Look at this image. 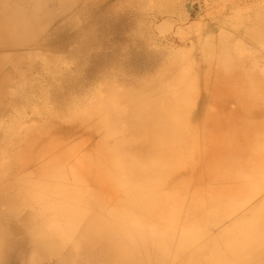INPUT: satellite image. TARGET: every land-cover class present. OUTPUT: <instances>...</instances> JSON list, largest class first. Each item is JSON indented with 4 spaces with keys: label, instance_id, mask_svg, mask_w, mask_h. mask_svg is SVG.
I'll return each instance as SVG.
<instances>
[{
    "label": "bare ground",
    "instance_id": "6f19581e",
    "mask_svg": "<svg viewBox=\"0 0 264 264\" xmlns=\"http://www.w3.org/2000/svg\"><path fill=\"white\" fill-rule=\"evenodd\" d=\"M79 1L0 0V106L12 72L23 64V52L42 50L37 43L50 18L76 10ZM260 33L244 35L257 46L250 60L221 70L230 75L239 69L240 78L209 86L204 103L216 106L222 119L205 123L206 129L219 128L194 151L162 112L149 123L135 124L134 112L125 111L123 120L133 135L116 138V147L104 148L101 155L102 146L91 137L63 131L41 116L21 122L0 117V264H264V66L254 68L264 62ZM18 143L24 144L19 154ZM201 154L206 193L201 182L189 201L176 203L187 190L174 188L173 174L185 162L191 167ZM188 180L179 184L186 186ZM57 183L73 186L76 194L71 201L52 197L50 206L38 196V186Z\"/></svg>",
    "mask_w": 264,
    "mask_h": 264
},
{
    "label": "rangeland",
    "instance_id": "374dc122",
    "mask_svg": "<svg viewBox=\"0 0 264 264\" xmlns=\"http://www.w3.org/2000/svg\"><path fill=\"white\" fill-rule=\"evenodd\" d=\"M77 4L76 10L50 18L37 43L42 50L23 52V64L12 72L10 90L0 106L6 113L0 117L21 122L34 114L45 123L59 124L63 131L83 132L84 139L91 137L92 143L102 146L97 155L104 148L114 149L119 138L133 135L123 120L125 111L134 112L135 124L149 123L146 120L162 112L171 129L182 132V143L193 151L207 143L219 127L206 129L205 123L215 125L222 119L216 106L204 103L209 86L216 80L228 84L240 78L243 71L239 69L230 75L221 70L250 60L247 57L257 46L244 35H264V0H80ZM263 66L264 62L254 68ZM102 123L111 128L100 127ZM235 123L236 118L229 120L230 125ZM109 129L112 132L107 134ZM134 141L136 138L130 139ZM17 146L19 154L24 144ZM173 162L178 163L176 158ZM186 163L173 174L179 180L174 188L187 190L184 199H174L176 203L189 201L190 192L201 182L203 190L205 187L202 154L194 157L191 167ZM187 179L186 186L179 184Z\"/></svg>",
    "mask_w": 264,
    "mask_h": 264
},
{
    "label": "clouds",
    "instance_id": "9594fccd",
    "mask_svg": "<svg viewBox=\"0 0 264 264\" xmlns=\"http://www.w3.org/2000/svg\"><path fill=\"white\" fill-rule=\"evenodd\" d=\"M54 180L60 181L61 177L59 175H55L53 177ZM76 194V190L71 185H63L62 183H57L54 187H49L47 185H39L38 186V196L49 203L52 206L53 201L52 197H64L67 200L71 201Z\"/></svg>",
    "mask_w": 264,
    "mask_h": 264
}]
</instances>
